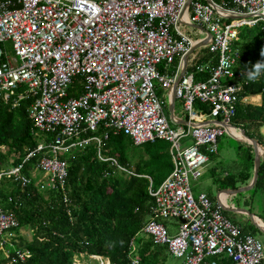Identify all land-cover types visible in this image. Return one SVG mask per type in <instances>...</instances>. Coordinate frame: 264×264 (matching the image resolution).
I'll return each instance as SVG.
<instances>
[{
    "label": "built area",
    "instance_id": "2783aa9c",
    "mask_svg": "<svg viewBox=\"0 0 264 264\" xmlns=\"http://www.w3.org/2000/svg\"><path fill=\"white\" fill-rule=\"evenodd\" d=\"M187 2L0 0V100L12 107L28 101L35 132L51 136L0 177L27 186L23 167L39 156L35 170L47 182L40 188L64 191L68 170L61 156L91 142L99 161L134 176L101 153L108 132L123 133L137 146L162 140L169 144L173 167L157 188L144 176L154 205L142 233L181 264H264V245L243 233L206 194L194 196L189 182L217 154L220 137L236 136L225 126L232 125L238 103H251L233 71L238 57L233 44L243 27L264 29V0ZM184 24L208 31L207 51L216 61L194 65L177 81L184 57L197 43ZM175 62L173 74L160 71ZM205 74L206 79H196ZM75 83L78 94L71 97ZM158 89L180 101L184 126H171ZM197 101L209 106L208 115L195 109ZM99 128L101 136L88 135ZM168 220L178 222L175 233L163 224ZM17 226L14 215L0 206V252L12 264L30 257L16 246ZM90 259L109 264L97 255Z\"/></svg>",
    "mask_w": 264,
    "mask_h": 264
},
{
    "label": "trees",
    "instance_id": "16d2710c",
    "mask_svg": "<svg viewBox=\"0 0 264 264\" xmlns=\"http://www.w3.org/2000/svg\"><path fill=\"white\" fill-rule=\"evenodd\" d=\"M213 1L219 3L222 0ZM233 49L238 55L233 71L243 87L242 96H259L260 102H239L232 125L243 129L249 138L264 147V135L260 132L264 127V29L261 25L243 27ZM210 57L212 54L208 51L202 52L198 60L188 63L187 70ZM258 63L261 67L256 75ZM169 67L170 70H164L167 75L174 73L176 62ZM160 71L163 72L161 68ZM206 77V74L197 75L196 79ZM77 87L78 83H75L69 96L78 94ZM27 106L28 101L12 107L0 100V174L19 165L27 152L39 143L51 140V136L35 132L26 112ZM195 109L202 115L210 113L209 106L198 101ZM103 133L104 130L99 128L88 135L101 136ZM163 143L167 142L156 140L135 146L129 136L108 132L101 153L116 159L119 165L135 175H126L111 163L99 161L96 145L91 142L61 156L68 170L64 191L40 188L35 184L30 174L35 170L39 156L23 167L22 174L30 180L27 186L21 187L11 178L1 176L0 206L13 214L18 223L15 230L17 247L30 254L25 263L18 264L83 263L92 255L108 259L110 264H130L131 245L135 246L132 255L138 256V264H163L168 256L165 249L154 246L141 236L142 228L152 217L151 207L154 205L148 194L149 181L144 176L150 177L152 185L158 187L173 167L168 151L164 154L157 152V147ZM137 147L144 149L136 151ZM2 148L6 151L3 152ZM235 149L244 158L236 177L241 183H248L253 175V150L249 144L238 143ZM134 151L140 156L136 162L132 156L129 158ZM143 155L149 157L145 163ZM9 156L13 158L11 164L8 163ZM253 188L264 192V154ZM21 229L31 232L30 241L23 238ZM0 264L12 263L0 254Z\"/></svg>",
    "mask_w": 264,
    "mask_h": 264
},
{
    "label": "crops",
    "instance_id": "0c3cea01",
    "mask_svg": "<svg viewBox=\"0 0 264 264\" xmlns=\"http://www.w3.org/2000/svg\"><path fill=\"white\" fill-rule=\"evenodd\" d=\"M182 27H191V29L194 28V30H196V33L193 34L192 36L190 35V33H186L184 30L183 31L189 37H191L193 40H195V42H197V43H201V42L205 43L202 46L198 47L196 50H194L190 54L188 63L189 62L191 63L194 60H198L200 58V56L202 55V52L207 51L208 36H207V34H206L205 30H204L205 28H203V27L188 26L186 24H184ZM209 60L216 61V58H215V56L212 55V57H210ZM187 67H188V64H187ZM187 67H186V71H190L191 69L187 70ZM160 68L162 69L163 73H165L164 70L165 71L170 70V67H167L165 65H161ZM160 91H161L160 92L161 93V97L163 98V100L166 103V111L168 113L167 115H169L168 104H169V101L171 100L172 97H169L167 92H165L163 90H160ZM250 102L253 103V104H259L260 97L259 96L250 97ZM176 110H177L176 109V101H174V104H173V107H172L173 116H174V119H172V120H174L173 124L184 126L185 125L184 123L186 122V114L184 113V111L180 113V110L179 111H176ZM182 110H183V108H182ZM203 120L204 119H201V121H203ZM228 130L232 134H236V136L229 135L230 137H232V138H234L236 140L235 141L236 145H237V143L240 144V145L249 144V142L241 139L240 135L234 129L228 128ZM260 132L264 135V127L260 129ZM135 146H137V145H135ZM139 146H142V145H139ZM258 146H259V148H262L261 145L258 144ZM213 160H214V162L210 163ZM221 165H222V163L219 161L218 146H217V154L214 155V156H210L209 157L208 164L204 168L202 175L199 178L195 179V180L194 179H190L189 182H190L191 191H192L194 196H197L198 194H202V193L206 194L209 197V199L215 205L221 206L222 211L225 214V216H227L234 224L239 226L243 233L250 234V235L254 236L253 235V233L255 232L254 230H257V229L254 227L253 224L254 223L255 224H259V225L264 224V218H263L264 215H259V214L254 213V212L251 214L249 209H246L247 205H248V200L245 199L243 196H241L242 193L234 194L233 191L247 186V183H241V181H239L237 179V177H236L237 173H235L234 175H230L228 172L224 171L220 167ZM231 176H232V178H230ZM42 179L46 180L44 175H43ZM42 179L36 180L35 184L38 185L40 182L43 181ZM148 181H149V179H148ZM149 185H150V181H149ZM149 185H148V188H149ZM151 186L153 188H157V187H154L152 185V180H151ZM223 208L244 209V210L249 212V216L245 215L242 211L226 212V211H224ZM176 223H177V225H173L172 227H169V230L171 229L170 232L172 231L171 233H174L176 231V228L178 226V222H176ZM173 229H175V230H173ZM23 230L24 229L20 230V234L22 236H23ZM147 239H149V238H147ZM17 245H18V236H16V246ZM133 248L135 250V246H133ZM165 251H166V249H165ZM0 254L3 256L2 252H0ZM166 254L168 256H170L167 253V251H166ZM134 258L138 260V256L137 255L133 256L131 254L130 255V259L132 260ZM108 262H109V260H108ZM75 263H79V262H75ZM84 263H86V262H83V263L81 262L80 264H84ZM205 264H207V263H205Z\"/></svg>",
    "mask_w": 264,
    "mask_h": 264
},
{
    "label": "rangeland",
    "instance_id": "374dc122",
    "mask_svg": "<svg viewBox=\"0 0 264 264\" xmlns=\"http://www.w3.org/2000/svg\"><path fill=\"white\" fill-rule=\"evenodd\" d=\"M183 30L186 33H190V35L192 36L193 34L196 33V30L191 29V27H182ZM161 91L158 89V95L159 98L161 100H163V98L161 97ZM182 104L180 103L179 100H176V111L180 110V113L183 112L182 110ZM185 113V112H184ZM183 114V113H182ZM171 126L173 128H176L177 125L171 123ZM263 128V127H262ZM235 139L230 137L228 134H224V136L220 137L218 140V157H219V161L222 163V165L220 166L224 171L228 172L230 175H234L235 173H238L241 170V162L243 161V155H238L237 150L235 149ZM144 147H137L135 148L136 151H140L143 150ZM2 151L5 152L6 148H2ZM169 154V148H168V144L167 143H163L162 145H159L157 147V152L158 153H167ZM261 156H263L262 150L260 148V152ZM132 154V155H131ZM131 154L129 155L132 159H134L136 162L137 159L140 157L139 154L137 152H131ZM243 154V153H241ZM149 157L146 155H143L142 159H144V163H145V159L147 161ZM13 161L12 156H9L8 158V163L11 164V162ZM214 160L210 163H213ZM11 167H9L8 169H10ZM237 171V172H236ZM32 178L36 181L39 179H42L43 174L37 170L31 171ZM43 181L41 182L42 185H46V180L42 179ZM251 181H248L247 185H249ZM40 185V184H39ZM8 187V186H5ZM44 187V186H43ZM241 196H243L245 199L248 200V205L246 209H249L250 213L252 214L257 213L259 215H264V192L261 191L260 189H254L252 188L251 190L247 191V192H243L241 194ZM264 218V217H263ZM163 224L168 228L172 227L173 225H177L176 221L173 220H168V221H164ZM22 230V229H21ZM171 230V229H170ZM169 230V231H170ZM175 230V229H173ZM172 232V231H171ZM170 232V233H171ZM175 233V232H174ZM172 234V233H171ZM253 237H255L259 242H261L264 245V234L260 233V232H254L253 233ZM23 238H25L27 241L31 240V232L29 230H23ZM142 237L144 238H148L146 235L141 234ZM86 264H97L96 260H92V259H85ZM182 261L179 259H175L171 256H167L164 263L163 264H181Z\"/></svg>",
    "mask_w": 264,
    "mask_h": 264
},
{
    "label": "water",
    "instance_id": "95a60500",
    "mask_svg": "<svg viewBox=\"0 0 264 264\" xmlns=\"http://www.w3.org/2000/svg\"><path fill=\"white\" fill-rule=\"evenodd\" d=\"M189 2H190V0H188L187 4H189ZM191 26H195V25H191ZM204 30H205V29H204ZM205 32H206L207 36L210 37V34L208 33V31L205 30ZM203 44H205V43H203V42H201V43H196V44L194 45V47L192 48L191 52H190L188 55H186V56L184 57V60H183V66H182V68H181V70H180V73H179V75H178L177 81L180 79V77H181V76L185 73V71H186V67H187V64H188V60H189V56H190V54H191L194 50H196L198 47L202 46ZM174 101H175V99H174V96H173V97L171 98V100L169 101V104H168V112H169V118H170V119H174L173 111H172V107H173ZM185 123H187V122H185ZM185 123H184V124H185ZM202 124H217V125L219 124V125H222L221 122H218V121H205V122L202 123ZM225 127L234 129V130L240 135L241 139H243V140L249 142V145L251 146V148H252V150H253V154H254V161H253V164H254V167H253V176H252V180H251V182H250L249 185H247V186H245V187H243V188H240V189H237V190H234V191H233L234 194H239V193L247 192V191L251 190V189L255 186V184H256V182H257V179H258L259 165H260V160H261V154L259 153V152H260V148H259V150H258V147H259V146H258L257 142H256L253 138H249V137L245 134V132H244L243 129H240V128L235 127V126H233V125H227V126H225ZM261 150H262V148H261ZM223 209H224V211H226V212L242 211L245 215H248V216H249V212L246 211V210H244V209H235V208H223ZM253 225H254V227L257 229L258 232L264 234V224L259 225V224H255V223H254Z\"/></svg>",
    "mask_w": 264,
    "mask_h": 264
},
{
    "label": "clouds",
    "instance_id": "9594fccd",
    "mask_svg": "<svg viewBox=\"0 0 264 264\" xmlns=\"http://www.w3.org/2000/svg\"><path fill=\"white\" fill-rule=\"evenodd\" d=\"M255 67L257 69L256 75H258V70L260 69L261 65L258 63ZM250 78L254 79L255 78V75H250Z\"/></svg>",
    "mask_w": 264,
    "mask_h": 264
},
{
    "label": "bare ground",
    "instance_id": "6f19581e",
    "mask_svg": "<svg viewBox=\"0 0 264 264\" xmlns=\"http://www.w3.org/2000/svg\"><path fill=\"white\" fill-rule=\"evenodd\" d=\"M258 149H259V147H258Z\"/></svg>",
    "mask_w": 264,
    "mask_h": 264
}]
</instances>
